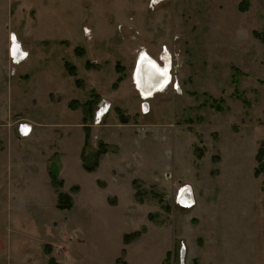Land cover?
Returning <instances> with one entry per match:
<instances>
[{
    "label": "rangeland",
    "instance_id": "rangeland-1",
    "mask_svg": "<svg viewBox=\"0 0 264 264\" xmlns=\"http://www.w3.org/2000/svg\"><path fill=\"white\" fill-rule=\"evenodd\" d=\"M262 141L264 0H0V264H264Z\"/></svg>",
    "mask_w": 264,
    "mask_h": 264
},
{
    "label": "bare ground",
    "instance_id": "bare-ground-1",
    "mask_svg": "<svg viewBox=\"0 0 264 264\" xmlns=\"http://www.w3.org/2000/svg\"><path fill=\"white\" fill-rule=\"evenodd\" d=\"M16 44L18 43H15V45ZM13 46H14V41L12 47ZM15 48L16 49H12L11 52L13 57L17 58L20 56L19 53L21 52L19 51L18 45H16ZM13 50H14V54H13ZM165 62L166 64L165 66H163L160 65L157 61L147 56L146 54L140 56L137 63L136 71L134 73V80L136 81L135 83L139 87L143 97L153 98L155 96V93L162 92L168 87L169 85L168 82H170L172 77L171 74L169 73L170 70L169 65L171 64L169 63V58H167ZM188 197H189L188 194L186 195L184 193V190L181 189L177 196V202L181 203L183 206H188L191 204V202H189ZM183 256H184V249H182V257ZM181 264H184L183 259Z\"/></svg>",
    "mask_w": 264,
    "mask_h": 264
},
{
    "label": "trees",
    "instance_id": "trees-1",
    "mask_svg": "<svg viewBox=\"0 0 264 264\" xmlns=\"http://www.w3.org/2000/svg\"><path fill=\"white\" fill-rule=\"evenodd\" d=\"M117 69H120V67ZM72 74H74V73H72ZM84 133H85V141H86V139L88 137V130L84 129ZM84 146H85V144H84ZM255 159L257 161V166L254 170V174L255 175H259V174L264 175V141L260 142V145L256 151ZM95 165H96V163H94V166ZM94 166H87L86 165L84 168L88 171H91L94 168ZM52 176L53 177L55 176V178H56L55 174H53ZM52 180H54V178ZM59 184H62V180H59ZM57 200H58V205H57L58 208L64 209V208L70 207L71 197L68 194L63 193V192H59L57 195ZM134 234H130V235L125 234L124 235L125 242H128L129 238H131V239H132V237L134 238ZM114 264H126V262L124 260H122L121 258H117Z\"/></svg>",
    "mask_w": 264,
    "mask_h": 264
},
{
    "label": "built area",
    "instance_id": "built-area-1",
    "mask_svg": "<svg viewBox=\"0 0 264 264\" xmlns=\"http://www.w3.org/2000/svg\"><path fill=\"white\" fill-rule=\"evenodd\" d=\"M10 38H11V37H10ZM10 40H11V39H10ZM12 45H13V44H12V41H11V47H12ZM18 46H19V44H18ZM11 47H10V49H11ZM19 48H20V47H19ZM19 51H20V50H19ZM20 52H21V51H20ZM19 54H20L19 57L14 58L13 55L11 54V51L9 50V52H8V55L10 56V58L13 59V62H14V63H17L18 61H20L22 58L25 57V53L21 52V53H19ZM109 107H110V105H109L107 102H104L103 100L100 101V103H99V107H98V110L96 111V123H99V122L101 121L102 116H103L106 112H108Z\"/></svg>",
    "mask_w": 264,
    "mask_h": 264
},
{
    "label": "crops",
    "instance_id": "crops-1",
    "mask_svg": "<svg viewBox=\"0 0 264 264\" xmlns=\"http://www.w3.org/2000/svg\"><path fill=\"white\" fill-rule=\"evenodd\" d=\"M12 50V47H11V49H10V51ZM18 51V50H17ZM11 54H12V52H11Z\"/></svg>",
    "mask_w": 264,
    "mask_h": 264
},
{
    "label": "water",
    "instance_id": "water-1",
    "mask_svg": "<svg viewBox=\"0 0 264 264\" xmlns=\"http://www.w3.org/2000/svg\"><path fill=\"white\" fill-rule=\"evenodd\" d=\"M189 202H191V201L189 200Z\"/></svg>",
    "mask_w": 264,
    "mask_h": 264
},
{
    "label": "flooded vegetation",
    "instance_id": "flooded-vegetation-1",
    "mask_svg": "<svg viewBox=\"0 0 264 264\" xmlns=\"http://www.w3.org/2000/svg\"><path fill=\"white\" fill-rule=\"evenodd\" d=\"M171 66V65H170Z\"/></svg>",
    "mask_w": 264,
    "mask_h": 264
}]
</instances>
